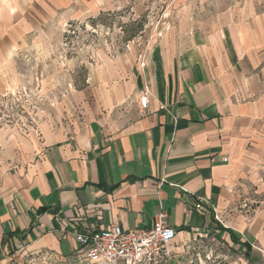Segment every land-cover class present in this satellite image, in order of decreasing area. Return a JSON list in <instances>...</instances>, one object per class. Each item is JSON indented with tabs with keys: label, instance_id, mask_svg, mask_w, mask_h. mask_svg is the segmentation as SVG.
I'll list each match as a JSON object with an SVG mask.
<instances>
[{
	"label": "crops",
	"instance_id": "crops-1",
	"mask_svg": "<svg viewBox=\"0 0 264 264\" xmlns=\"http://www.w3.org/2000/svg\"><path fill=\"white\" fill-rule=\"evenodd\" d=\"M70 96L0 132V264L70 261L77 224L149 228L160 212L168 264L202 241L264 264V0L184 5L144 54Z\"/></svg>",
	"mask_w": 264,
	"mask_h": 264
},
{
	"label": "rangeland",
	"instance_id": "rangeland-1",
	"mask_svg": "<svg viewBox=\"0 0 264 264\" xmlns=\"http://www.w3.org/2000/svg\"><path fill=\"white\" fill-rule=\"evenodd\" d=\"M194 1L0 0V132L32 130L51 105L66 104L96 66L144 54ZM179 262L242 264V257L202 241ZM7 264L85 263L75 255L70 261L15 256Z\"/></svg>",
	"mask_w": 264,
	"mask_h": 264
},
{
	"label": "built area",
	"instance_id": "built-area-1",
	"mask_svg": "<svg viewBox=\"0 0 264 264\" xmlns=\"http://www.w3.org/2000/svg\"><path fill=\"white\" fill-rule=\"evenodd\" d=\"M148 102L149 91L145 89L138 99L139 108L145 111ZM194 209L200 210V205ZM77 225L72 231L77 244L75 255L85 264H168L173 255L171 246L176 231L167 225L164 212L154 217L149 228L122 229L116 225L93 228L85 223ZM192 247H186L185 253ZM211 258L206 257L207 261ZM179 261L176 264H181Z\"/></svg>",
	"mask_w": 264,
	"mask_h": 264
}]
</instances>
